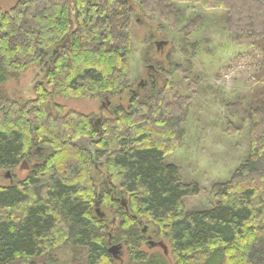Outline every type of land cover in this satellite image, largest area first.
Here are the masks:
<instances>
[{
    "label": "trees",
    "instance_id": "16d2710c",
    "mask_svg": "<svg viewBox=\"0 0 264 264\" xmlns=\"http://www.w3.org/2000/svg\"><path fill=\"white\" fill-rule=\"evenodd\" d=\"M183 4L224 11L235 46L264 44V0H19L0 14V85L30 67L43 72L26 104L0 89V169L24 162L30 169L24 180L0 186V264H34L58 244L86 248L85 264H115L113 243L127 246L133 264H166L140 250L142 220L168 242L174 264H264V90L243 118L253 133L261 129L245 161L215 185L211 207L185 211L183 199L199 187L182 182L165 158L182 144L188 111L174 115L181 109L174 106L171 113L155 86L141 98L129 86L135 9L176 30ZM200 23L195 16L184 24V41ZM127 90V108L101 123L57 105L54 114L46 105L54 94ZM80 138L89 143L77 146ZM99 161L107 183L100 186L91 175ZM96 203L113 212L115 227L97 215Z\"/></svg>",
    "mask_w": 264,
    "mask_h": 264
},
{
    "label": "rangeland",
    "instance_id": "374dc122",
    "mask_svg": "<svg viewBox=\"0 0 264 264\" xmlns=\"http://www.w3.org/2000/svg\"><path fill=\"white\" fill-rule=\"evenodd\" d=\"M18 1L0 0V14L9 12ZM179 9L183 12V19L176 30L168 29L157 15L150 18L135 9L131 20L129 86L138 92L139 98L149 94L155 86L161 90L164 106H170L171 113L178 115L183 107L188 111L183 124L182 144L165 159L178 168L182 182L198 185L199 193L182 201L185 211H193L211 207L214 203L213 188L230 179L245 161L261 131L257 129L258 132L253 133L243 118H246L249 108L262 99L264 44L260 48L233 45L225 29L224 11H204L189 4L180 5ZM195 16L201 17V23L184 41L181 30ZM161 42L166 44L158 48L157 44ZM155 64L160 67H155ZM42 76L40 68L30 67L17 77L8 79L0 89L7 98L23 105L35 99L34 85L42 80ZM127 92L84 98L54 94L46 99V105L54 114V105H57L63 108L64 113L75 111L89 116L93 123L98 120L101 123L104 119H115L117 108H127L130 98ZM174 106L178 110L181 108L180 111L172 112ZM87 143L85 138L75 142L77 146ZM90 149L96 148L91 145ZM103 161L97 162L91 173L98 186L107 184ZM260 163L264 167V156ZM23 165L11 171L0 169V186H8L15 179L24 180L30 169ZM7 172L10 178H6ZM94 210L104 217L109 228L111 224L114 227L118 224L113 212L101 209L97 203ZM139 227L142 230L146 228L143 233L145 242H154L152 247L143 242L140 250L148 255H159L166 264H174L168 242L153 234V225L142 220ZM159 241L162 244H158ZM113 245L122 246L115 264H133L127 246L123 243ZM86 256L84 247L58 244L43 258L34 259L33 263L85 264Z\"/></svg>",
    "mask_w": 264,
    "mask_h": 264
},
{
    "label": "water",
    "instance_id": "95a60500",
    "mask_svg": "<svg viewBox=\"0 0 264 264\" xmlns=\"http://www.w3.org/2000/svg\"><path fill=\"white\" fill-rule=\"evenodd\" d=\"M66 42H68V40H66L65 42H63L61 45L57 46L56 50H58L60 47H63L66 44ZM163 44H166V43H164V42L163 43L162 42L161 43H158L157 44L158 48H159L160 45H163ZM150 68H152V67H150ZM88 148L89 149L91 148V145L90 144H88ZM90 151L94 154V151L95 150L90 149ZM24 166H25V168H27V164L26 163H24ZM10 177H11L10 176V173L7 172L6 173V178H10ZM96 213H97V215H99V216L102 217V215L101 214H98L97 211H96ZM145 231H146V228H144L142 230V233H145ZM147 244H148L149 247H152L153 244H154V242H147ZM158 244H162V243L160 242ZM121 248H122V246H120V245H113V246H111V247L108 248V252L113 256L114 259H118L119 258V255H120V252H121Z\"/></svg>",
    "mask_w": 264,
    "mask_h": 264
}]
</instances>
